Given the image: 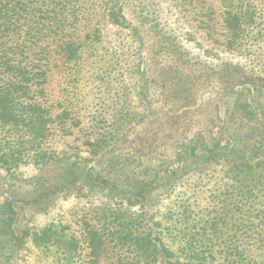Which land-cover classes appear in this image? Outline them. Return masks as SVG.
<instances>
[{"label":"rangeland","instance_id":"obj_1","mask_svg":"<svg viewBox=\"0 0 264 264\" xmlns=\"http://www.w3.org/2000/svg\"><path fill=\"white\" fill-rule=\"evenodd\" d=\"M114 1L65 2V40L78 39L81 56L53 65L43 172L25 165L9 178L0 168V219L11 216L15 233L0 236V264H117L133 257L130 238L148 227L156 234L160 223L179 227L185 207L192 234L212 235L208 222L226 213V237L254 238L245 230L255 213L236 206L249 203L232 195L226 173L264 154V0L238 44L223 27L204 28L205 10L148 0L154 24L184 53L179 60L169 58L173 48L150 47L142 32L140 46L130 11L126 25H114L106 11ZM177 81L191 90L160 89ZM212 150L225 155L216 164L206 161ZM254 189L264 212V184ZM94 234L101 258L92 253Z\"/></svg>","mask_w":264,"mask_h":264},{"label":"trees","instance_id":"obj_2","mask_svg":"<svg viewBox=\"0 0 264 264\" xmlns=\"http://www.w3.org/2000/svg\"><path fill=\"white\" fill-rule=\"evenodd\" d=\"M75 0H0V168L6 170L7 177L18 176L22 166L32 165L38 173L43 172L48 164L43 151L45 143L53 137L51 108L54 101L50 96L49 83L53 65L80 57L82 44L75 37L65 40V2L72 4ZM148 0H115L106 8L111 22L116 26L126 25V14L131 12L138 20L139 30H134V38L140 46L146 34L150 47L173 48L170 59L179 60L184 53L176 40L167 36L160 24L156 23L155 11L147 8ZM194 10H205L206 19H202L204 28L214 31L223 27L231 43L238 44L250 28L256 24L258 0H183ZM138 3V4H136ZM221 4V6H218ZM218 13V18L214 14ZM192 15V14H190ZM198 16L197 11L193 14ZM155 16V17H154ZM200 17V16H198ZM216 18V19H215ZM47 21V22H46ZM154 21V22H152ZM142 32V33H141ZM159 55L150 52V58ZM55 61V62H54ZM162 92L182 93L191 88L181 85L163 83ZM243 105V104H241ZM247 116L252 112L244 109ZM207 163L216 164L223 154L211 151ZM258 155V154H257ZM253 157V156H252ZM264 154L248 157L237 165L230 164L226 173L232 181V195L239 196L248 205H236L240 211L248 208L245 214L255 213L256 220L246 226L245 233L253 231L254 238L233 239L226 237L225 213L218 221H209L212 235L192 234L188 224L187 208L180 214V226L157 224L156 234L149 229L144 235L130 238L133 257H122L117 264H264V212L252 201L258 198L253 194L259 184H264ZM69 174V173H68ZM75 175V174H73ZM68 182L69 187L76 184ZM1 178V176H0ZM246 181H248L247 184ZM182 222V224H181ZM0 236L12 235V217L0 219ZM247 225V224H245ZM208 228L203 229L205 232ZM222 234V235H219ZM4 236V235H3ZM0 237V242L3 239ZM92 253L101 258L102 240L98 234L91 235ZM123 241V238H117ZM133 242V243H132ZM122 242H117L116 245ZM132 243V244H131Z\"/></svg>","mask_w":264,"mask_h":264}]
</instances>
